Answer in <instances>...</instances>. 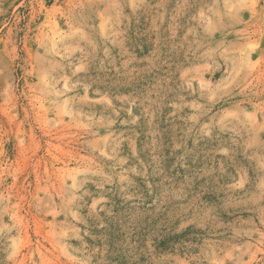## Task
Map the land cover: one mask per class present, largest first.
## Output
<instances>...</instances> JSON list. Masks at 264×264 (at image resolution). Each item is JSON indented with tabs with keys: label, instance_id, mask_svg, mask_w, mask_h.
I'll use <instances>...</instances> for the list:
<instances>
[{
	"label": "rangeland",
	"instance_id": "374dc122",
	"mask_svg": "<svg viewBox=\"0 0 264 264\" xmlns=\"http://www.w3.org/2000/svg\"><path fill=\"white\" fill-rule=\"evenodd\" d=\"M0 264H264V0H0Z\"/></svg>",
	"mask_w": 264,
	"mask_h": 264
}]
</instances>
